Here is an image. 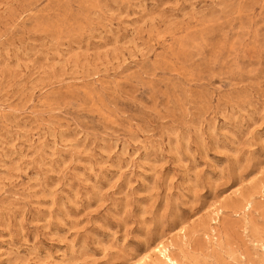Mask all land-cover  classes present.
I'll return each mask as SVG.
<instances>
[{
    "label": "rangeland",
    "instance_id": "obj_1",
    "mask_svg": "<svg viewBox=\"0 0 264 264\" xmlns=\"http://www.w3.org/2000/svg\"><path fill=\"white\" fill-rule=\"evenodd\" d=\"M264 264V0H0V264Z\"/></svg>",
    "mask_w": 264,
    "mask_h": 264
},
{
    "label": "bare ground",
    "instance_id": "obj_2",
    "mask_svg": "<svg viewBox=\"0 0 264 264\" xmlns=\"http://www.w3.org/2000/svg\"><path fill=\"white\" fill-rule=\"evenodd\" d=\"M154 251L159 253L161 258L163 259L164 263L166 264H177V262L169 255V251L167 248H165L162 244H158L155 248ZM146 260V258H144ZM141 261L137 262L135 264H148L146 261Z\"/></svg>",
    "mask_w": 264,
    "mask_h": 264
}]
</instances>
